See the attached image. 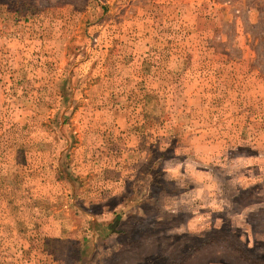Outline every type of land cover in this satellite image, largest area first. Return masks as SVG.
<instances>
[{
  "label": "rangeland",
  "instance_id": "374dc122",
  "mask_svg": "<svg viewBox=\"0 0 264 264\" xmlns=\"http://www.w3.org/2000/svg\"><path fill=\"white\" fill-rule=\"evenodd\" d=\"M0 264H264V0H0Z\"/></svg>",
  "mask_w": 264,
  "mask_h": 264
}]
</instances>
